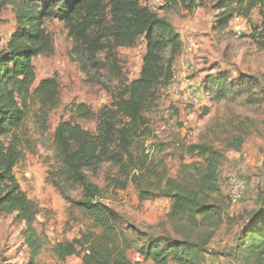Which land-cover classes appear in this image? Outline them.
<instances>
[{
  "label": "trees",
  "instance_id": "obj_1",
  "mask_svg": "<svg viewBox=\"0 0 264 264\" xmlns=\"http://www.w3.org/2000/svg\"><path fill=\"white\" fill-rule=\"evenodd\" d=\"M105 1L0 0V13L10 8L17 25L0 48V215L13 216L23 226L22 244L28 251V264H33L45 245L44 236L35 227L40 208L21 190L14 169L36 148L28 121L46 130L50 112L60 104L55 79H44L34 87L32 64L38 56L53 54V39L42 23L56 20L69 27L86 51L104 52L102 68L114 75L118 86L110 104L96 112L83 103L72 106L77 119L95 123L93 132L70 121L59 122L53 131L56 160L66 181L81 190L78 200L61 196L90 223L72 240L56 243L51 248L53 257L59 262L77 257L80 264H201L213 234L193 239L192 231L199 221L219 219L218 209L200 192L182 186L150 164L143 153L131 150L133 143L149 132L144 112L155 100L156 90L168 88L173 80L182 39L166 19L138 0ZM178 3L187 9L197 7L193 0H163L164 6ZM213 9L215 30L221 32L231 27L235 16L248 21L254 10H263L264 0H216ZM139 38L145 43L142 67L136 79L126 82L116 49L132 48ZM233 87L230 76L217 74L205 78L203 92L223 99ZM187 153L203 160V187L216 191L219 153L205 144L190 145ZM105 164L115 168L116 174L107 175L105 187L99 188L87 172L96 173ZM129 185L138 191L140 201L169 200L166 219L184 221V236H152L124 224L103 202L102 194L103 189L124 192ZM130 251L139 260L131 262ZM231 252L240 264H264V165L256 208L248 214Z\"/></svg>",
  "mask_w": 264,
  "mask_h": 264
},
{
  "label": "rangeland",
  "instance_id": "obj_2",
  "mask_svg": "<svg viewBox=\"0 0 264 264\" xmlns=\"http://www.w3.org/2000/svg\"><path fill=\"white\" fill-rule=\"evenodd\" d=\"M138 2L172 25L182 39V48L174 61L173 82L168 88L156 90L155 100L144 112L149 132L140 136L131 150L143 153L150 164L182 186L200 192L218 209L219 219L199 221L192 231L193 239L205 238L209 232L213 234L207 246L209 252L201 264H240L231 250L248 214L256 208L263 177L264 9L254 10L246 21L244 34L236 36L232 26L226 31L215 30L216 0H193L197 4L193 9L180 3L164 6L163 0ZM16 26L13 11L5 8L0 13V48ZM42 27L53 39V54L33 59L34 87L44 79H55L60 104L50 112L46 130L28 121L36 148L26 154L14 169V175L21 190L40 208L35 227L44 236L45 245L33 264H80L77 257L59 262L51 252L56 243L72 240L90 224L61 196L78 200L81 190L66 181L53 152L52 135L62 121L93 132L95 123L77 119L72 106L83 103L98 111L110 104L118 82L111 72L102 68L104 52L89 53L74 40L69 27L56 20L44 21ZM144 54L142 38L132 48L116 49L118 66L126 82L138 77ZM217 74H227L234 83L223 99L203 92L205 78ZM243 88L249 93H244ZM193 144H205L219 153L218 189L214 192L203 187V160L187 153V147ZM229 173L236 174L244 183L241 198L234 205L227 197L225 177ZM115 174L116 169L108 164L96 173L87 172L99 188L105 187L107 175ZM150 181L152 178L147 183ZM138 195L135 187L129 185L124 192L103 189L102 197L112 212L130 227L152 236L167 234L179 239L184 236L187 227L184 221L166 219L169 200L140 201ZM22 228L13 216L0 215V264L29 263L20 235ZM144 238L141 236L142 241ZM128 258L131 262L139 260L134 251L128 253Z\"/></svg>",
  "mask_w": 264,
  "mask_h": 264
},
{
  "label": "built area",
  "instance_id": "obj_3",
  "mask_svg": "<svg viewBox=\"0 0 264 264\" xmlns=\"http://www.w3.org/2000/svg\"><path fill=\"white\" fill-rule=\"evenodd\" d=\"M232 30L236 36H241L246 31V20L240 16H235L231 22ZM175 77H173L174 80ZM172 80V82H173ZM225 182L228 190V200L231 205L236 204L244 190V183L234 173H229L225 177Z\"/></svg>",
  "mask_w": 264,
  "mask_h": 264
}]
</instances>
